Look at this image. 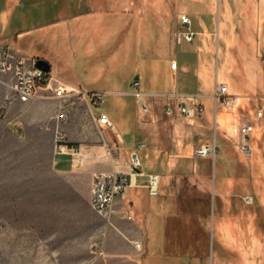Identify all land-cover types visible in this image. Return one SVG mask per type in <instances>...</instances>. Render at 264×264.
Returning <instances> with one entry per match:
<instances>
[{
  "label": "rangeland",
  "instance_id": "rangeland-1",
  "mask_svg": "<svg viewBox=\"0 0 264 264\" xmlns=\"http://www.w3.org/2000/svg\"><path fill=\"white\" fill-rule=\"evenodd\" d=\"M34 2L36 5L31 9L29 1L22 0L23 6L13 9L6 25L0 15V40L6 39L7 44L14 43L15 48L25 54L44 57L56 73L62 65L59 60L67 62L70 66L68 73L76 78L75 82L82 85L83 90L103 93L102 110L114 121L127 144L138 140L132 124L140 114V103L133 96L118 97L109 90L118 88L119 80L116 82L113 78L122 77L124 80L132 67L128 85L123 88L135 89L131 82L136 76L142 78V90L169 82L164 79L166 73H163L159 59L170 53L179 57L183 47L175 41L170 42L168 34L158 29L156 20L159 17L155 7L148 6L150 11L138 16L137 61L134 62V56L130 54V61L126 62L122 38L109 41L108 47L98 45L95 39L94 54L89 55L85 48L87 39L67 33L63 25L57 24L49 33L39 30L38 24L54 22L59 17L54 14L53 8L51 14L42 15L45 4L51 7L53 0ZM219 3L223 10L225 0H219ZM4 6L5 0H0V11ZM22 30L26 32L19 34ZM218 35L216 25L214 50L209 54L213 74L220 81L226 80L239 84L241 89L243 87L239 96L246 100L243 106L222 108L234 115L233 127L237 132L226 145L232 153L223 156L225 146L220 130L216 135L218 126L213 121V101L209 97L203 99L206 110L199 122L206 125L211 120L212 128L205 134L194 131V139H186L183 151L186 150L192 158L195 156L194 149L200 144L218 141L214 160L217 177L225 167L228 173L241 180L240 194L232 199L227 198L225 202V210L235 212L236 220L222 224L220 234L215 228L209 240L196 238L193 241L199 258L174 257L173 262L160 258L162 264H264V115L258 117V111L264 109V25L259 22L257 31L252 32L240 28L233 30L230 33L233 40L228 43V58L224 53L225 42L219 41ZM238 36H242L243 45L237 43ZM196 45L197 39L190 46L191 49ZM110 50L121 60L118 59V64H115L113 75L108 69L105 78L100 79L99 74L93 71L96 67L94 63L110 57ZM254 65L257 74L251 78L249 71ZM156 72L159 80L163 81L160 85L155 81L157 79L154 80ZM193 74L192 68L184 75L190 78ZM0 75L8 81L4 73ZM58 75L63 76L64 73L60 71ZM182 78L180 74L179 80L182 81ZM55 100L56 108L52 115L20 111L17 117L12 118L10 104L5 102L0 105V264H104L103 256L92 247L94 242L101 244L104 240L107 224L106 218L97 214L90 203L92 173L96 170L110 171L109 165L113 163L123 166L129 161L130 149L120 142L114 130L95 123L89 98L75 94ZM145 117L152 126L149 132L153 135L154 144L159 143L167 151H173V123L170 118L152 114ZM178 119L191 126L184 118ZM245 121H251L254 125L250 156L245 155L239 146L240 126ZM58 128L67 135L64 154L72 159V164L65 170L55 165V134ZM144 141L148 142L146 139ZM94 167L95 170L90 172L89 169ZM134 191L130 188V193ZM143 195L147 201L153 199L145 192ZM247 197H252L253 201L247 202ZM122 204L127 205L126 200ZM219 211L220 201L216 208L214 203L212 205L211 229L214 216L216 224L220 219ZM227 220L230 221V217ZM137 244L143 247L141 242ZM165 249L164 245L161 246V250Z\"/></svg>",
  "mask_w": 264,
  "mask_h": 264
},
{
  "label": "crops",
  "instance_id": "crops-1",
  "mask_svg": "<svg viewBox=\"0 0 264 264\" xmlns=\"http://www.w3.org/2000/svg\"><path fill=\"white\" fill-rule=\"evenodd\" d=\"M21 1L5 0V6L0 11L5 25L8 23L13 9L23 6ZM27 1H29L31 9L35 7L34 0ZM53 1L54 3L51 7L45 4L42 15L51 14L50 10L53 8L54 14L59 18L54 22L38 24L40 25L38 26L39 30L49 33L50 29H53L52 27L54 26L56 27L57 24L63 25L67 33H75L80 39H87L85 41V48L89 55L94 54L95 39L98 45L108 47L109 41L113 42L122 38L124 40V61H130V54L134 56L133 61H137L139 52L137 38L140 27L138 16L141 13H148L150 11L148 6L155 7L154 10L159 17L156 20L158 29L168 34L170 42L175 41L183 47L179 57L170 53L159 59L162 71L166 73V78L164 77V79L166 81L169 80L168 83L162 84L163 81L159 80L156 72L154 80L157 79L155 81L159 85L162 84L159 87L142 90V78L136 76L131 82V85L136 87L135 89L123 88L122 86L128 85L129 74L133 67L125 75L124 80L122 77L113 78V81H119H116L117 89L109 90L111 93L118 97L133 96L136 102L139 103L141 100H144L149 104L150 111L145 113L140 107V114L136 120L134 119L132 124L138 140L132 142L130 145L127 144L126 138L112 120L118 139L121 143L125 144L127 149H130L129 160L132 153H137L143 166L141 173H138L135 178V184L129 186L127 193H125L122 199H117L114 202L113 210L110 216L106 218V232L104 240L101 241L103 249L101 255L103 256L102 261L104 264H162L163 262L160 258H166L172 262L174 261V257L195 258L198 255V251L193 245V241L196 238L209 240L210 235L215 233V228L220 234L222 233V224H225L227 221L235 222L236 213L232 212V214L230 211H226L225 202L227 198L230 197L232 199L240 194L241 180L238 176L228 173L225 167L222 168L219 178L217 177V164L214 162L217 156L216 153L214 156L207 157L197 156L194 153L195 156L191 158L187 155L186 150L183 151V145L187 142L186 139H194V131L198 134H205L209 132L208 129L210 127L212 128L210 126L213 124V122H210L211 120H208L209 122L206 125L199 122L206 110L203 99L209 97L213 101V121L215 120L218 126L216 135L220 130L222 143L225 146L223 156H228L231 152L227 149V141L237 132V129L233 127V113L223 111L222 108L225 106H222L220 103L217 106L215 105L213 94L216 81L224 84L228 83L229 92L237 96L236 104L227 109L243 106L246 104V100L242 96H239L242 95L243 87L241 89L239 84H233L226 80L220 81L219 77L213 74L211 59H209V54L214 50L213 33L217 25V29L219 28V41L223 40L225 42L224 53L228 58L230 50L228 43H231L233 40L230 35L233 30L240 28L252 32L257 31L259 22L264 25V0H225L223 10L221 9L219 0ZM233 1L236 2L233 3ZM181 14H186L189 17V24L186 25L181 20ZM186 30H190L195 34L191 42L178 35L179 32ZM25 32L22 30L19 34H24ZM54 33L56 32L54 31ZM196 39L197 45L194 49H191L190 46L194 44ZM6 42V39L0 40V47H7L14 53L25 55L31 59L36 60L39 58L35 55L18 51L14 43L7 44ZM237 43L243 45L242 36H238ZM109 52L110 57L106 60H98L94 63L96 67L93 71L99 74L100 79L105 78L104 75L108 69L113 75L115 64H118L117 61L121 60L120 56L115 55L112 50ZM106 53L108 54V50ZM41 58L44 59V57ZM173 60L177 61L176 68L171 67V61ZM59 61L62 65L58 67L57 73L52 71V64L48 61L51 64L50 72L54 77L69 87L87 93H94V91L83 90L82 85L75 82L76 78L68 73L70 70L69 64L62 60ZM226 63L229 62L226 61ZM233 63L235 64L234 60ZM108 64L110 67H108ZM192 68L194 69V74L190 78L186 77L184 74L189 73ZM60 71L64 73L63 76L58 75ZM249 73L251 78L257 74L256 65L254 67L251 66ZM180 74L183 76L182 81L179 80ZM1 76L0 105L5 102L9 103L6 100V95L12 91L10 75L6 73L3 75L8 78V81ZM136 81L139 82L137 86L135 85ZM137 91L174 94L175 97L167 100L162 97L145 96L139 99L135 95ZM186 95L196 96L197 100L203 105L204 111L201 116L187 120L178 115H167L165 113V102L168 101L172 105H176L180 97ZM56 98L51 95H45L41 98L32 99L29 102H21L18 99H14L9 103L12 118L17 117L20 111L47 112L52 115L56 108ZM123 102L122 105H124ZM220 106L221 111L219 112ZM91 112L97 114L92 104ZM148 114H152L153 116L165 115L170 118V122L173 123V132L171 134L173 137V151H167L159 143L154 144L153 135L149 132L152 126L150 127L146 122L145 116ZM178 117L184 118L191 126L181 123ZM144 138L148 142H145ZM215 139L217 141V136ZM142 142L145 143V148L138 149L139 143ZM71 161L72 159L64 153L56 152L55 165L60 170L68 169L72 164ZM127 163L123 166L119 163H113L109 165V170L129 173L130 170L127 167ZM94 170L95 167L89 169L90 172ZM97 171L99 170L92 173V181L93 175ZM149 172H157L161 175L160 190L156 195L150 194L146 186V174ZM130 188H133L135 191L130 193ZM235 189H237V192H235ZM143 192L147 193L148 197H153V199L145 200ZM89 196L91 198V191ZM123 200H126L127 205L122 204ZM218 201H220V219L216 224L217 219L214 216V226L211 229V209L213 203L214 208H216ZM214 214L216 213L214 212ZM227 217H230V221L227 220ZM137 242H141L143 247L140 248L138 247L139 245H135ZM163 245L166 248L165 251L161 250V246ZM196 258L199 257L196 256Z\"/></svg>",
  "mask_w": 264,
  "mask_h": 264
},
{
  "label": "built area",
  "instance_id": "built-area-1",
  "mask_svg": "<svg viewBox=\"0 0 264 264\" xmlns=\"http://www.w3.org/2000/svg\"><path fill=\"white\" fill-rule=\"evenodd\" d=\"M181 20L187 25L190 19L186 14L180 15ZM180 37H184L191 42L194 33L190 30L178 33ZM35 59H31L25 55L14 53L7 47H0V73L9 74L11 77V93L6 95L7 102L18 99L21 102H29L32 99L41 98L47 95L65 99L72 95L79 94L85 99L89 98L91 104L97 109V114L92 112V118L95 123L110 130H115V125L110 116L102 110L103 93H87L64 84L58 78L54 77L51 72H46L35 65ZM177 61H171V67L176 68ZM138 81L135 82L137 86ZM52 93V94H50ZM47 95V96H48ZM136 97L142 99L145 96L162 97L170 99L175 97L174 94H156L144 93L137 91ZM215 105L220 103L222 106L231 107L237 102V96L231 94L228 85L216 81L215 91L213 94ZM141 110L145 113L150 111L149 104L141 100ZM164 111L167 115H178L190 120L196 116H201L204 107L197 100L196 96H181L176 105H172L168 101L164 104ZM264 109L258 111V117L262 118ZM254 131V125L251 121H245L240 126V143L239 146L243 153L250 156L253 151L251 144V135ZM56 152L64 153L67 148V135L61 129L56 130L55 134ZM145 143H139L138 149H144ZM217 152L216 142L204 143L195 149L197 156L207 157L214 156ZM142 162L137 153H132L127 167L130 172L113 171H97L93 175L91 187V206L94 211L102 217L108 218L113 210L114 202L122 199L129 188L135 184L136 176L141 173ZM146 186L152 195L159 193L161 184V175L157 172H149L146 174ZM247 202H252V197H247ZM129 217H131L129 215ZM138 245V244H137ZM92 247L100 254L103 253L101 244L94 242Z\"/></svg>",
  "mask_w": 264,
  "mask_h": 264
},
{
  "label": "water",
  "instance_id": "water-1",
  "mask_svg": "<svg viewBox=\"0 0 264 264\" xmlns=\"http://www.w3.org/2000/svg\"><path fill=\"white\" fill-rule=\"evenodd\" d=\"M35 65H36V67H38V68H40L46 72L51 71V64L45 59H42V58L36 59Z\"/></svg>",
  "mask_w": 264,
  "mask_h": 264
}]
</instances>
